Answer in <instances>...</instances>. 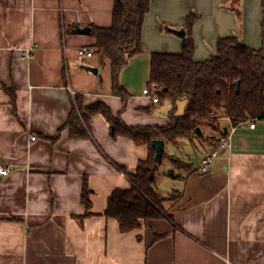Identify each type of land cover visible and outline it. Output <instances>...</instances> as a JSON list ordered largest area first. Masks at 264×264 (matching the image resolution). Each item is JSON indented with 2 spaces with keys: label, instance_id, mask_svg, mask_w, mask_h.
I'll return each instance as SVG.
<instances>
[{
  "label": "crops",
  "instance_id": "1",
  "mask_svg": "<svg viewBox=\"0 0 264 264\" xmlns=\"http://www.w3.org/2000/svg\"><path fill=\"white\" fill-rule=\"evenodd\" d=\"M187 1L189 10L182 5ZM230 1L151 0L142 26L144 52L131 57L119 77L129 94L123 109L112 94L109 64L101 68L93 52L87 59L77 55L81 48L91 51L94 41L72 32L110 27L111 0H0V166L9 169L0 176V264H264V121L234 128L230 147L200 173L202 157L212 149L205 144L194 171L166 183L171 193L179 192L164 205L172 222L148 220L127 233L104 215L107 199L115 190L130 188L117 167L134 173L148 147L113 139L100 115L89 119L88 139L58 132L76 94L84 104L103 102L127 126H166L173 104H152L143 90L150 53H179L182 40L161 35L165 45H152L148 18L155 15L184 30L198 4L209 2L213 12H220ZM240 2L243 27L216 36L215 52L217 40L229 36L261 48V0ZM28 49L31 57L23 59ZM196 57L194 47L195 60L204 61ZM11 87L15 113L6 92ZM220 125L231 128L226 119ZM166 146L163 141V152ZM85 187L88 207L82 199Z\"/></svg>",
  "mask_w": 264,
  "mask_h": 264
},
{
  "label": "trees",
  "instance_id": "2",
  "mask_svg": "<svg viewBox=\"0 0 264 264\" xmlns=\"http://www.w3.org/2000/svg\"><path fill=\"white\" fill-rule=\"evenodd\" d=\"M111 1V26H91L88 36L94 41L90 49L99 59L100 67L110 66L112 94L120 98L124 109L129 94L120 85L119 77L127 61L144 52L142 26L151 0ZM231 8L239 15L237 9ZM261 11L262 46L257 50L246 46L237 36L222 37L216 42L215 56L196 61L192 37L194 17L190 15L179 53H150L147 87L157 86L158 104L164 101L173 104L169 122L164 127L127 126L120 114H113L103 102L84 104L81 95L73 96L71 110L58 132L67 130L72 139H88L89 119L100 115L109 125L113 139L122 137L137 146L148 147L147 158L137 164L134 173L117 167L126 175L130 188L111 193L104 215L117 222L121 233L138 229L148 220L172 222L164 205L174 202L179 192L174 190L167 197H161L155 190L156 173L162 160L167 159L172 165V169L164 172L169 179L178 180L183 173L194 171L191 163L165 152L160 160H155L153 141L161 140L175 147L187 141L194 148L196 144L215 148L219 138L228 133L221 128V119L228 120L232 128L264 120V0H261ZM6 92L15 113V90L11 87ZM178 100L186 101L181 116L175 115L174 104ZM89 194L86 187L83 188L86 207L90 205ZM157 238L159 236H155V240Z\"/></svg>",
  "mask_w": 264,
  "mask_h": 264
},
{
  "label": "rangeland",
  "instance_id": "3",
  "mask_svg": "<svg viewBox=\"0 0 264 264\" xmlns=\"http://www.w3.org/2000/svg\"><path fill=\"white\" fill-rule=\"evenodd\" d=\"M230 3L234 9H239L240 0H232L230 2H226L221 7L220 12H213L211 10V4L208 2L206 5L198 4L195 10L189 11L190 15L194 17V23L192 25V37L194 40L196 54L199 59L207 60L212 56H215V41L216 36H222L223 34H227L231 32V28L236 26L238 31L242 28V11L239 9L240 16L237 15L235 11L230 10ZM183 8L189 10L191 6L189 2H182ZM224 10H227L225 12ZM229 11V12H228ZM221 13V14H220ZM225 13H229L232 17H228ZM231 13V14H230ZM210 14H215L213 18H210ZM189 15V16H190ZM152 19L148 18L147 29H148V37L149 41L152 45L161 46L164 44V39L161 38V35H167V37L173 38L174 40L178 39L182 40V38L174 35L169 32V29H176L175 27H171L166 23H163L162 19L159 21L156 19L155 15L150 16ZM154 24L156 25H153ZM187 20L185 21L186 24ZM196 25V27H195ZM157 29V30H156ZM179 30V29H177ZM159 53H172V52H159ZM198 59V60H199ZM167 102V101H166ZM168 103H171L168 101ZM186 101L178 100L175 104V112L178 116H181L184 111ZM172 105V103H171ZM204 148H207L206 145L196 144L194 148L189 142L185 141L181 146L175 147L171 144H167L165 153L171 154L180 158L181 160L191 163L192 165L198 162L200 154L204 151ZM172 166L167 159L162 160V163L156 173V190L160 195L167 196L171 191L168 189L167 184L171 181L169 178L164 176V172L170 169Z\"/></svg>",
  "mask_w": 264,
  "mask_h": 264
},
{
  "label": "built area",
  "instance_id": "4",
  "mask_svg": "<svg viewBox=\"0 0 264 264\" xmlns=\"http://www.w3.org/2000/svg\"><path fill=\"white\" fill-rule=\"evenodd\" d=\"M32 49H28L22 53L23 59H29L31 57ZM78 57L81 59H87L92 57L93 53L87 48H81L77 51ZM157 86L155 84H151L149 87H146L143 90V95L149 99L152 104H157L159 102V96L155 93ZM264 121V120H263ZM256 122L251 121L249 127L254 128ZM234 128H230L226 135H223L219 138V143L217 147L212 148L210 151L206 152V154L202 157L200 166L197 168V171L200 173H204L207 171L210 163L219 156L221 150L228 149L230 147L229 144V134L232 132ZM31 140H34V137H30ZM9 173V169L0 166V176H6Z\"/></svg>",
  "mask_w": 264,
  "mask_h": 264
},
{
  "label": "water",
  "instance_id": "5",
  "mask_svg": "<svg viewBox=\"0 0 264 264\" xmlns=\"http://www.w3.org/2000/svg\"><path fill=\"white\" fill-rule=\"evenodd\" d=\"M73 34H82V35H89V28L85 27V28H75L73 31ZM169 32L173 33L174 35L183 38L185 36V31L183 29H169ZM82 69H84L85 71L91 72L93 74L97 73V69L94 67H90L87 65H82L81 66ZM238 87V83H236V88ZM197 133H200L199 129H196ZM152 146L155 149V160H160L161 156L163 154V141L161 140H155L152 142Z\"/></svg>",
  "mask_w": 264,
  "mask_h": 264
}]
</instances>
